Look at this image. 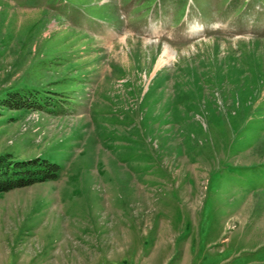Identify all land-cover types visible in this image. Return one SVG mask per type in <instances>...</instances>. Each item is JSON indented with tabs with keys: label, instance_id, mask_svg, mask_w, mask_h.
Instances as JSON below:
<instances>
[{
	"label": "rangeland",
	"instance_id": "obj_1",
	"mask_svg": "<svg viewBox=\"0 0 264 264\" xmlns=\"http://www.w3.org/2000/svg\"><path fill=\"white\" fill-rule=\"evenodd\" d=\"M51 83L0 109L60 168L0 193V264H264V0H0V97Z\"/></svg>",
	"mask_w": 264,
	"mask_h": 264
},
{
	"label": "trees",
	"instance_id": "obj_2",
	"mask_svg": "<svg viewBox=\"0 0 264 264\" xmlns=\"http://www.w3.org/2000/svg\"><path fill=\"white\" fill-rule=\"evenodd\" d=\"M66 1L81 4L88 0ZM47 64L44 62L35 64L30 72L31 75L38 78L37 73L60 63L49 62ZM71 85H77L76 81H72ZM52 86L54 84L51 83L47 87H24L8 90L0 97V109L44 111L48 110L49 106H63V102H69L65 99L69 97L62 88L55 86L52 88ZM68 86L70 85H65V88ZM59 170L56 163L45 158L18 160L10 154H2L0 155V193L30 186L40 181H53L58 177Z\"/></svg>",
	"mask_w": 264,
	"mask_h": 264
},
{
	"label": "bare ground",
	"instance_id": "obj_3",
	"mask_svg": "<svg viewBox=\"0 0 264 264\" xmlns=\"http://www.w3.org/2000/svg\"><path fill=\"white\" fill-rule=\"evenodd\" d=\"M169 57H170V49L168 47L164 46V48L162 49L161 55L157 61L156 68L160 67L161 65L168 63V61L170 59Z\"/></svg>",
	"mask_w": 264,
	"mask_h": 264
}]
</instances>
